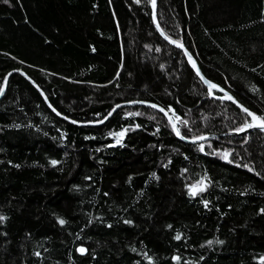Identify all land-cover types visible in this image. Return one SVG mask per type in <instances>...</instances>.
Instances as JSON below:
<instances>
[{
	"label": "trees",
	"instance_id": "obj_1",
	"mask_svg": "<svg viewBox=\"0 0 264 264\" xmlns=\"http://www.w3.org/2000/svg\"><path fill=\"white\" fill-rule=\"evenodd\" d=\"M157 22L207 80L264 115V0H157ZM13 70L77 122L133 101L171 106L189 138L243 122L159 36L150 0H0V86ZM124 129L116 144L110 133ZM245 135L210 138L201 152L143 106L77 127L11 74L0 99V264H261L264 133ZM204 176L210 186L193 198Z\"/></svg>",
	"mask_w": 264,
	"mask_h": 264
},
{
	"label": "snow or ice",
	"instance_id": "obj_2",
	"mask_svg": "<svg viewBox=\"0 0 264 264\" xmlns=\"http://www.w3.org/2000/svg\"><path fill=\"white\" fill-rule=\"evenodd\" d=\"M5 3L8 2V0H4ZM134 2L136 4H140L141 0H134ZM150 4L151 7L153 9V20L155 21L156 17H155V9L157 7V0H150ZM156 27L158 30H160V25L159 23L156 24ZM160 35L164 38V40H166L169 44H173L178 48H183V44L177 42L176 40L171 39L163 30H160ZM149 50H151L150 46ZM161 49L160 48H156V51L159 52ZM185 55L188 57V62L191 64L192 68L195 70L196 75L200 78L201 81H203V83L207 86L208 89V95L209 97H211L212 99L215 100H220V101H230L232 104H235L241 111V113H243V116L241 117V119L243 120V122L236 128H234L232 130L231 134L234 135H238V136H242V143L246 144L248 143V135L245 134H249L251 132V130H258L259 132H264V115H258L257 113H254L253 111H251L249 108L243 106L242 104H240L233 96L229 95L227 92H225V90L223 88H221L220 86H218L217 84L207 80L203 74L200 72V69L197 67L196 62L193 60L192 56L189 55L187 53V51H185ZM23 74V73H21ZM11 75V74H9ZM7 86V78L4 79L3 81V86H0V96L4 95L5 92V88ZM216 92H222L224 93L222 96H216L214 94V91ZM47 100V98H45ZM131 103H144L142 101H133ZM49 107L51 108L52 106L49 105ZM120 106L117 105L116 108H119ZM150 107L152 108H157L159 112L164 113V115L166 117H168V123L171 126V130L175 133V135L181 139V140H189V142L193 143V144H197L199 147V150L201 152H204L205 150V145L203 143H200L201 141H207L209 139L208 136L200 134V135H196L193 134V136L191 138L183 135L181 133V129L179 127H177L178 124H182L185 127L188 126V121L182 119L178 114H176L175 110L169 106L168 109L165 108H158L157 105L153 104L150 105ZM116 108H113L110 112H109V116L112 115L113 112L116 111ZM52 110L54 112H56L55 108H52ZM169 113H171V116H169ZM57 115H61L59 112H56ZM129 116L135 115V116H139L142 115V113L139 112H135V113H129ZM65 119H68L67 117H64ZM105 119H107V117H105ZM72 123H77L76 121H71ZM98 123H104V120H100L98 121ZM137 127H139V125H137ZM157 132L159 131V128H157L156 130ZM188 131H192L191 128H188ZM127 132V129H124L118 133H110L111 136H113L114 138H116V144H120L121 140L123 139V137L125 136ZM208 147H212L211 144L208 145ZM233 151H229V150H224L222 153L221 152H217L218 155H221V157L226 160L228 163H235L236 167H241L242 165L239 163H236L234 160L229 159V157H231L233 155ZM237 155H239V153H236ZM53 165L57 164V161H52ZM244 167H248L247 165H243ZM185 171H187L185 169ZM248 171H253V169L251 167H248ZM155 175V174H153ZM210 186V182H209V178L207 176H204L203 178H201L199 181H197L195 184L189 186V194L195 198L197 197L199 194L204 193L207 191L208 187ZM205 203V207H207V201L204 202ZM6 219V217L4 216H0V222L4 221ZM58 223L60 225H64L66 223V221L64 219H58ZM125 223H129V221H125ZM109 227H111V225H109ZM170 227V226H169ZM175 239L177 241L181 240V235L177 234L175 236ZM208 243H212L211 241H209ZM220 243H222V241H220ZM134 250V249H133ZM78 251L81 255H85L88 254V250L84 247H80L78 248ZM37 256L40 255L39 252L36 253ZM173 259L175 261H177V264H179L180 261V257L176 256L173 257ZM149 264H152L151 259H149ZM261 264H264V260H262Z\"/></svg>",
	"mask_w": 264,
	"mask_h": 264
},
{
	"label": "water",
	"instance_id": "obj_3",
	"mask_svg": "<svg viewBox=\"0 0 264 264\" xmlns=\"http://www.w3.org/2000/svg\"><path fill=\"white\" fill-rule=\"evenodd\" d=\"M151 9H152V7H151ZM155 17H156V19H155V21L153 20V9H152V22H153V26H154V28H155V30H156V32L159 34V36L163 39V41H165L167 44H169L166 40H164V38L160 35V30H158L157 29V27H156V24L158 23L157 22V7H156V9H155ZM169 45H171V46H173V47H175V48H177V49H179V50H181L183 53H184V55H185V51H187V53L189 54V55H191V53L185 48V47H183V48H178V47H176L175 45H173V44H169ZM192 56V55H191ZM185 57H186V59H187V61H188V57L185 55ZM192 58H193V60L196 62V60L194 59V57L192 56ZM196 64H197V62H196ZM197 67L199 68V66H198V64H197ZM200 69V68H199ZM200 72H201V70H200ZM21 73H23V74H21ZM202 73V72H201ZM9 74H19L20 76H22L26 81H28L33 87H34V89L40 94V96L42 97V99H43V101H44V103H45V105L47 106V108L50 110V112L54 115V116H56L57 118H59L60 120H62V121H64V122H66V123H69V124H71V125H74V126H77V127H96V126H100V125H102L103 123H98V122H77V123H72L71 121H74V120H72V119H70V118H68V119H65L64 117L65 116H63L62 114L61 115H57L56 114V112H58L57 110H56V112H54L53 110H52V108L53 107H49V105H51L49 102H48V100H46L45 98H46V96H45V94L43 93V91L23 72V71H21V70H13V71H11V72H9V73H7L6 74V76H5V78H7V82H8V79H9V77H10V75ZM198 77V76H197ZM4 78V79H5ZM199 78V77H198ZM199 80H200V78H199ZM201 81V80H200ZM202 83H203V81H201ZM204 84V83H203ZM205 85V84H204ZM3 86V85H2ZM205 87L207 88V86L205 85ZM6 89V88H5ZM213 91H215V90H213ZM226 92V91H225ZM5 93V92H4ZM220 93H222V92H220ZM228 93V92H227ZM222 94H224V93H222ZM229 94V93H228ZM230 95V94H229ZM3 96H0V99L2 98ZM143 102V101H142ZM120 107L119 108H116V106L114 107V108H116V111L118 110V109H120V108H123V107H130V106H143V107H148V108H152V107H150V105H153V103H149V102H144V103H131V102H125V103H121V104H118ZM156 105V104H155ZM235 105V104H234ZM158 106V105H157ZM236 106V105H235ZM237 107V106H236ZM158 108H160V106H158ZM238 108V107H237ZM152 109H154V110H156V111H158V109L157 108H152ZM239 109V108H238ZM240 110V109H239ZM115 111V112H116ZM115 112H113L112 113V115L115 113ZM159 112V111H158ZM160 114H162L164 117H165V119L168 121V117H166L165 115H164V113H162V112H159ZM111 115V116H112ZM111 116H109V115H107L106 117H107V119L108 118H110ZM169 116H171L170 114H169ZM107 119H103L104 120V123L107 121ZM178 127V126H177ZM251 131H254V130H251ZM232 132H230V133H220V134H211V135H206V136H208L209 137V139L210 138H216V137H224V136H238V135H234V134H231ZM264 133V132H263ZM175 134V133H174ZM176 136V135H175ZM177 137V136H176ZM178 138V137H177ZM179 139V138H178ZM179 141H181V142H183V143H186V144H193V143H191V142H189V140H181V139H179ZM201 142H204V141H201ZM200 142V143H201Z\"/></svg>",
	"mask_w": 264,
	"mask_h": 264
}]
</instances>
